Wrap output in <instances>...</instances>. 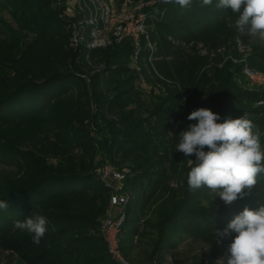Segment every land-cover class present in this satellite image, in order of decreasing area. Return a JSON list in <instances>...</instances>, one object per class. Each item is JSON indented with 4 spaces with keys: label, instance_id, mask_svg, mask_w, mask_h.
Instances as JSON below:
<instances>
[{
    "label": "trees",
    "instance_id": "16d2710c",
    "mask_svg": "<svg viewBox=\"0 0 264 264\" xmlns=\"http://www.w3.org/2000/svg\"><path fill=\"white\" fill-rule=\"evenodd\" d=\"M131 1L155 3L145 12L155 60L147 63L141 50L137 68L129 40L88 50L87 31L83 45L72 44V25L83 15L79 8L64 15L60 6L69 0H0V14L10 19L0 17V200L8 204L0 209V251L20 264H120L100 229L113 197L127 200L119 230L127 264L135 243L147 240L150 260L185 241L219 254L235 233L221 238L216 230L245 207L264 205V174L225 205L207 188L188 187L187 159L195 156L175 150L200 107L218 113L219 122L246 116L264 147V89H249L242 65L220 67L211 57L228 42L253 38L236 29L231 9L215 7L218 0H192L187 8ZM189 44L208 55L184 61L181 48ZM252 47L248 66L264 74V44ZM107 165L124 173L117 186L98 174ZM37 214L48 224L34 245L14 221Z\"/></svg>",
    "mask_w": 264,
    "mask_h": 264
},
{
    "label": "clouds",
    "instance_id": "9594fccd",
    "mask_svg": "<svg viewBox=\"0 0 264 264\" xmlns=\"http://www.w3.org/2000/svg\"><path fill=\"white\" fill-rule=\"evenodd\" d=\"M181 8L192 5V0H162ZM213 0H202L209 6ZM217 9H231L237 16L236 29L249 38L264 41V0H218ZM189 124L177 136L176 149L187 159L190 170L187 184L192 190L207 188L214 199L219 197L225 205L243 198L264 174V147L260 133L246 116L221 117L209 108L200 107L187 117ZM172 134L171 132H169ZM207 148V150H205ZM8 204L0 200V209ZM48 220L43 215L29 216L14 221V228L31 234L34 245H39L47 232ZM235 233L227 253L216 264H264V205L258 209L245 207L228 223L223 231L216 230V237Z\"/></svg>",
    "mask_w": 264,
    "mask_h": 264
},
{
    "label": "built area",
    "instance_id": "2783aa9c",
    "mask_svg": "<svg viewBox=\"0 0 264 264\" xmlns=\"http://www.w3.org/2000/svg\"><path fill=\"white\" fill-rule=\"evenodd\" d=\"M91 2V0H89ZM77 2L76 8H79L77 14L83 15V18L72 25L74 30H83L86 28V32L89 33L90 42L86 43V48L88 50H95L100 48H106L111 44H120L126 40L131 42L133 46V54L131 56V63H140L141 50L147 53V63H153L155 60L156 47L151 40V36L148 30V20L146 11L148 8L154 7V2H138L133 4L130 0H106L105 9L101 12L107 17L114 19L116 28L113 31H108V37L106 39H98L95 36L96 31H100L99 24H104V21L100 19V23L92 17H88L92 14L94 10L88 8L85 3L81 0H75ZM131 3L134 5L132 6ZM87 11V12H85ZM126 14V16H124ZM104 17L103 15L100 16ZM87 18V19H85ZM90 20V21H87ZM90 22V23H88ZM80 28V29H79ZM87 34V33H86ZM78 42H80L81 37L77 35ZM242 65L241 75L248 84L250 90L254 89H264V74L252 70L247 63L246 59H240L235 61ZM264 105V103H259V106ZM115 181L120 182L123 179L121 175H114ZM127 200L124 197H113L111 198V212L108 213L107 218L101 223V234L107 245L108 253L113 260L120 264H127L124 262L119 249V230L124 221L125 213L124 208L126 206Z\"/></svg>",
    "mask_w": 264,
    "mask_h": 264
},
{
    "label": "rangeland",
    "instance_id": "374dc122",
    "mask_svg": "<svg viewBox=\"0 0 264 264\" xmlns=\"http://www.w3.org/2000/svg\"><path fill=\"white\" fill-rule=\"evenodd\" d=\"M81 2L85 3V5L88 8H91V10H94L93 13L89 14L88 17H92V19H96L98 23H100V19L104 21V24L102 25L99 24L100 26L97 29L101 28V30L96 31L95 36L98 39H106L108 37L107 32L109 30L114 32L113 29L116 28L114 19L107 17L106 20L104 12L103 14L101 12L103 9H105L106 0H91V2L89 0H81ZM133 4L131 3L132 6H134ZM76 5L77 2H75V0H69V4L67 6L64 7L61 5L60 8L64 11L63 13L65 16L67 15L68 17L71 18L75 16L74 14H76L77 12ZM101 15H103L104 17L101 18L100 17ZM124 16H126V14ZM0 17L3 18L4 20H10L6 13H1ZM70 18L68 20H70ZM74 24H76V27L78 26L76 22ZM74 28L75 27L72 26L73 31H70L72 44L74 45L77 44L79 39L77 35H80L81 37L80 41L82 43L81 45H83L84 44L83 40L84 38H86L87 35L86 28H84L82 31L77 29L75 31ZM256 44H264V41H260L257 38H253L248 45H243L240 41L237 40L233 42H228L226 44V47H223L216 51H211V57L215 60L216 63L220 64L219 65L220 67L223 65V63H227V62L235 63V61H239L240 59L249 60V58L253 54L252 45L255 46ZM84 45L86 46V43ZM181 49L183 51L181 58L184 61L186 60L189 61L190 59H194V58L198 59L201 57H205L209 53L205 47L197 44H189L187 46H182ZM143 88L147 90L145 85L143 86ZM98 174L100 175V177H102V180L107 181L109 185H113L116 182L114 175H118V174L124 175V173H120L119 171H117L116 167L109 165L105 166L102 169H98ZM115 185L117 186L118 182L115 183ZM118 189H121V186H119ZM111 211L112 210L109 209V212ZM235 235L236 234H233L227 237L228 244H226L225 248H223L219 254L214 253L209 246L203 243L185 241L178 246L175 252L171 254H165L163 258L153 257V259L151 258V260L150 257L152 256V251L148 246V240L140 243L136 242L132 254L133 263L131 264H216L217 260H219L221 257L226 255L227 247L232 242V239L234 238ZM0 264H20V263L15 258H12L9 254L0 251Z\"/></svg>",
    "mask_w": 264,
    "mask_h": 264
}]
</instances>
